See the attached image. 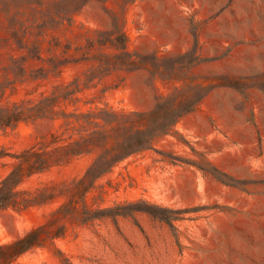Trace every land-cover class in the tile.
<instances>
[{
    "label": "rangeland",
    "instance_id": "obj_1",
    "mask_svg": "<svg viewBox=\"0 0 264 264\" xmlns=\"http://www.w3.org/2000/svg\"><path fill=\"white\" fill-rule=\"evenodd\" d=\"M118 29L137 68L97 69L99 54L119 51L98 41ZM22 56L27 76L40 68L48 76L7 88L2 105L75 78L82 86L92 70L76 105L61 107L149 111L169 96L204 97L84 197L72 181L94 153L26 178L19 188L58 196L0 211V244L45 225L44 245L13 264H264V0H0V81L12 79L7 67ZM54 57L77 62L56 74ZM60 122L0 129V152L61 133ZM11 161L0 158V179ZM58 229L63 235L50 238Z\"/></svg>",
    "mask_w": 264,
    "mask_h": 264
},
{
    "label": "trees",
    "instance_id": "obj_2",
    "mask_svg": "<svg viewBox=\"0 0 264 264\" xmlns=\"http://www.w3.org/2000/svg\"><path fill=\"white\" fill-rule=\"evenodd\" d=\"M104 39L98 41L100 46L109 44L118 53L113 55L99 54L97 69L106 71L114 68L134 69L137 62L131 59L126 49V36L121 30L106 32ZM21 38H18L19 48H23ZM31 57L41 59L40 49H29ZM26 58L12 59L7 67L12 73V79L0 81V97L7 88L16 90V84L27 80L44 79L48 72L44 68L26 75ZM53 71L59 74L61 67L74 60H60L57 57L49 59ZM92 70L82 82L75 78L68 84L56 85L50 94H41L36 99H23L20 102L0 104V129L15 127L20 122H35L48 120L61 121L63 131H51L47 135L22 150L7 154L0 152V158L10 156V170L0 179V211L24 210L32 206L42 205L52 201L56 196L47 186L35 190L21 189L19 185L34 174L50 170L68 162L71 158L94 153L95 157L84 174L73 180L81 197H84L95 185L97 179L110 172L111 169L126 157L150 148L161 136L168 134L174 124L186 113L192 111L202 100L204 94L181 98L169 96L159 100L149 111H124L111 106L75 107L68 111L62 104H73L79 101L78 93L91 87L95 75ZM87 103V102H85ZM64 133H67L64 136ZM60 208L58 209V211ZM45 225L30 229L24 235L7 243L0 244V264H13L14 261L28 250L43 246L46 236H43ZM63 235L62 229L50 233V238Z\"/></svg>",
    "mask_w": 264,
    "mask_h": 264
}]
</instances>
